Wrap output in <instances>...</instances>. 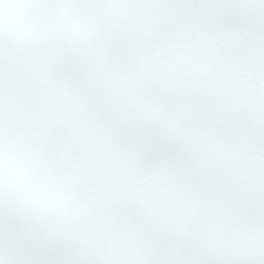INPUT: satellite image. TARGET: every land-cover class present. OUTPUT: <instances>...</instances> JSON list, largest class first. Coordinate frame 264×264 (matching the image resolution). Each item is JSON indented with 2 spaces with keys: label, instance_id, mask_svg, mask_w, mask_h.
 Instances as JSON below:
<instances>
[{
  "label": "snow or ice",
  "instance_id": "snow-or-ice-1",
  "mask_svg": "<svg viewBox=\"0 0 264 264\" xmlns=\"http://www.w3.org/2000/svg\"><path fill=\"white\" fill-rule=\"evenodd\" d=\"M0 264H264V0H0Z\"/></svg>",
  "mask_w": 264,
  "mask_h": 264
}]
</instances>
